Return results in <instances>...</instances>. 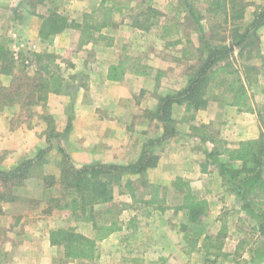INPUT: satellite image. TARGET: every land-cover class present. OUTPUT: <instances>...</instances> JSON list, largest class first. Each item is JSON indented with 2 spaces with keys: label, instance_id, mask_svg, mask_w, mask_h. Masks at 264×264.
<instances>
[{
  "label": "rangeland",
  "instance_id": "1",
  "mask_svg": "<svg viewBox=\"0 0 264 264\" xmlns=\"http://www.w3.org/2000/svg\"><path fill=\"white\" fill-rule=\"evenodd\" d=\"M149 1L162 12V17L148 30L131 26L139 10H144ZM180 1L0 0V10H3L0 12V42L12 51L8 33L14 29L24 42H28L21 50L17 68L32 73L39 67L32 53L40 52L52 67L57 65V73L62 78L60 93L50 92L44 102L37 104L18 102L0 113V171L11 170L23 160L34 158L38 149L47 147L46 115L52 117L51 125L59 133V137L50 142L43 170L34 169L23 184L10 188L18 199L11 201L5 197L0 200V264H264V236L259 228V224L264 228V214L260 215L256 210L248 213L243 209L242 201L219 172L217 162L207 158L213 146L211 140H221L226 146L233 147L248 140L239 138L243 129L247 136H251L253 129L255 138L259 135L260 124L264 121L261 27L257 31L261 57H246L245 54L237 57L235 54L229 63L230 69L239 68V72L218 73L211 78L207 87V104L193 112V119L185 121L183 117L189 114L185 113L184 106L173 104L168 116L173 135L162 138L163 123L156 117L159 98L181 89L187 74L198 63L197 53L182 52L186 45L197 46L200 35L186 10L182 9L177 20L183 43L166 46L160 37V25L165 19H173ZM248 1L255 5L247 8L251 13L255 7H264V0L262 4ZM101 2L110 6L123 5L122 10H114L112 24L99 31L108 38L99 39L98 32H93V38L81 43V27H67L46 40L40 38V16H47L50 12L66 17L67 23L74 21L92 31V22L84 15L94 11L96 14ZM192 4L211 43H219L217 39L222 31L206 28L205 3L193 1ZM14 7L16 20L11 17ZM251 13L245 14V23L251 19ZM32 27H36L42 43L35 40ZM262 35L264 37V33ZM186 39L191 43H185ZM123 52L147 65L148 74L139 76L127 72L134 80L124 77L119 81L108 80V65L117 62ZM242 63L258 68L256 73L251 71V82L245 83L255 113L227 104L230 99L228 84L242 74ZM10 79L4 76L0 81L7 84ZM90 102L93 107H89ZM77 114L81 120L75 129L73 122ZM68 119L71 120V128L65 133ZM190 125L202 126L209 139H201ZM149 140L154 142L150 144ZM58 145L67 151L76 165L85 163L81 160L93 159L88 154L96 148L107 161L91 162L127 164L135 161L144 147L151 157L156 158V165L141 173L121 175L119 183L113 186L111 214L105 213L104 204L95 207L97 222L115 217L122 228L114 232L110 240L106 238L97 242V256L92 260L66 259L61 246L48 242L47 231L57 227L94 235L90 221L76 220L79 212L54 209L49 213L43 212L48 196L59 191L58 186L46 188L41 181L42 173L58 174ZM218 157L226 159L225 155ZM176 177L188 182L192 192L207 201L208 210L197 222L189 221L187 210L179 206L183 188L177 187ZM126 179L131 180L133 198L124 186ZM151 185L159 186V197L166 205L163 211L155 204L145 202L150 198ZM3 189L0 183V194L4 193L1 192ZM223 223L226 229L220 234L218 243L226 256L214 258L201 250L186 252L184 248L188 241L185 238L196 240L199 246L206 236L214 239ZM238 240L248 242L243 249L235 251Z\"/></svg>",
  "mask_w": 264,
  "mask_h": 264
},
{
  "label": "trees",
  "instance_id": "2",
  "mask_svg": "<svg viewBox=\"0 0 264 264\" xmlns=\"http://www.w3.org/2000/svg\"><path fill=\"white\" fill-rule=\"evenodd\" d=\"M142 1L145 2V0ZM193 1L205 3L206 28L222 31L223 34L217 39L219 43H211V39L207 36L205 28L200 22L201 17L194 10ZM250 5L254 4L248 0H182L178 3L179 7L176 9L173 19L161 21L160 37L165 40L166 46L183 43L177 24L178 14L181 13L182 9L186 10L193 18L200 33L197 46L190 44L191 47L186 45L182 49L184 54H198V63L187 74L185 85L175 93L166 94L159 98L156 117L163 123L162 138L173 135L168 117L173 104L184 106L185 113L189 114L188 117H183L185 121L193 119V112L204 108L207 104V87L211 78H214L218 73L233 74L239 72V68L230 69L231 64L229 63L235 54L237 57L244 54L246 57H261L257 31L264 26V7H255L251 19L245 23V14ZM122 6L104 5V2H101L96 14L94 11L84 15V18L92 22V31H89L88 26H82L74 21L67 23L66 17L50 12L47 16H40L41 23L38 34L41 39L46 40L67 27H81V43L93 38V32H98L97 37L99 39H106L108 37L99 31L101 28L112 24L111 18L114 10L120 11ZM140 17L142 19H139ZM159 17H162V12L149 1L144 10H139L135 20L131 22V26L140 30H148L159 21ZM173 36L176 38L168 40ZM185 43L188 44L191 41L186 39ZM253 50L254 54H252ZM32 54L39 67L34 69L32 73H27L24 68H17L19 57H14L13 52L0 42V75L11 78L6 85L0 81V113L18 102L28 105L37 104L44 102L48 93L61 92L62 78L57 73V65L52 67L51 62L45 61L47 58L43 57L44 53ZM46 56L50 57L48 54ZM240 69H242V74L228 84L227 94L230 99L227 104L239 110L255 113V107L251 95L246 90L245 83L251 82V71L256 73L258 68L251 64L242 63ZM127 72L139 76L147 75L148 66L142 63L139 58L130 57L123 52L117 62L108 65L106 78L110 81H119ZM45 118L48 126L45 137L47 147L38 149L34 158L23 160L11 170L0 171V183L3 184L4 188L1 191L4 193L0 194V200L5 197L11 201L18 199L15 194L11 193L10 188L13 185L23 184V181L29 178L30 172L34 169L43 170V165L47 162L46 153L50 148V142L53 138L59 137V133L51 125L52 117L46 115ZM70 128L71 120L68 119L64 132H68ZM190 128L201 139H209L207 133L202 130V126L190 125ZM258 134L257 138L240 141L233 147L226 146V143L221 140H211L213 146L207 153V158L217 162L219 172L226 178V183L242 201V208L248 213H253L256 210V213L261 215V213L264 214V121L260 124ZM153 142L149 140L150 144ZM57 150L59 153L57 176L52 173L41 172V181L46 188L58 186L59 191L56 195L48 196L47 205L43 212L49 213L53 209L71 213L79 212L76 215V220L90 221L94 235L87 236L72 228L57 227L47 231L48 242L50 245L61 246L66 259L92 260L97 256V242L108 238L112 233L120 231L122 228L115 217L101 223L97 222L95 207L104 204L106 205L105 213L111 214L113 186L119 183L121 175L123 173H141L148 167L155 166L156 158L151 157L144 147L138 158L127 164L91 162L76 165L63 147L58 145ZM220 155H225L226 159L222 160L218 157ZM234 162H239V166H235ZM130 182V179H126L124 186L128 189L130 197L133 198L134 189ZM176 183L177 187L183 188L180 208L183 207L187 210L189 221L197 222L208 210L207 201L193 193L188 182L183 181L180 177H176ZM151 188L150 198L145 202L155 204L157 209L163 211L166 205H164V200L159 197V186L151 185ZM251 194L253 197H250ZM259 228L264 236L262 224H259ZM225 229L223 223L214 239L206 236L203 244L199 246L196 245V240L187 237L185 239L188 241V246L184 249L186 252L201 250L205 255H211L214 258L226 256L227 254L221 249V244L218 243L219 236ZM247 242L246 240L239 241L237 250L242 249Z\"/></svg>",
  "mask_w": 264,
  "mask_h": 264
},
{
  "label": "crops",
  "instance_id": "3",
  "mask_svg": "<svg viewBox=\"0 0 264 264\" xmlns=\"http://www.w3.org/2000/svg\"><path fill=\"white\" fill-rule=\"evenodd\" d=\"M256 3H263L262 1L263 0H254ZM19 4H20V1L17 3V6L19 7ZM264 4V3H263ZM250 7V6H249ZM248 7V8H249ZM254 10V9H253ZM10 11V10H9ZM0 12H3V10H0ZM12 12V15H11V17H12V19H14V20H16V12H17V10H16V7H14V9H13V11H11ZM249 13H251V10H247V13H246V15H248ZM252 14V13H251ZM38 27V26H37ZM34 29V30H33ZM31 31H35L34 32V34H35V36H36V38H35V40L37 39L38 40V42H40V43H42V41L38 38V35H37V29H36V27H32V30ZM19 32V31H18ZM20 33V32H19ZM264 33V30H263V27H261L260 29H259V34H260V41H261V46L263 45V43H264V37H263V34ZM21 34V33H20ZM8 38H9V43L11 44V46H12V52H13V56L14 57H19L20 55H21V50L23 49V48H25L26 47V44L28 43V42H24L23 41V39L20 37V35L16 32V30L14 29V30H11L9 33H8ZM33 46H34V44H33ZM18 49V50H17ZM131 76V74H128V73H126L125 74V76H124V79H127L128 80V78H131L132 80H134L133 79V77H130ZM3 75H0V80L1 79H3ZM9 83V82H8ZM7 83V84H8ZM3 84H5V83H3ZM6 85V84H5ZM89 107H93V105L91 104V102L89 103ZM1 117V116H0ZM0 120H1V118H0ZM80 120H81V117H80V114H77L76 116H75V121L73 122V124H74V128L76 129V127L79 125V123H80ZM87 124H90V122H87ZM241 133V131H239V134ZM242 136H240L239 138H241V139H253V138H255V131H254V129H253V132H252V134H251V136H247L246 135V133H245V130L243 129L242 130ZM103 142H105V141H103ZM233 146H236V145H233ZM102 147H103V144H102ZM94 148V147H93ZM93 153V154H92ZM92 153H89L88 154V157H90L91 156V158H93V159H91V160H81V161H85V163H89V162H91L92 160H100V161H103V162H106L107 160H104V154L99 150V148H96V149H92ZM23 155H25V153L23 152L22 153ZM29 154V153H28ZM72 155H74L73 153H72ZM239 162H234V165L236 166H239ZM114 235V233L113 234H111L108 238H107V241L108 240H110L111 238H112V236ZM238 244H239V240L237 241V243H236V245H235V251L237 250V248H238ZM243 249V248H242ZM239 250V249H238Z\"/></svg>",
  "mask_w": 264,
  "mask_h": 264
}]
</instances>
